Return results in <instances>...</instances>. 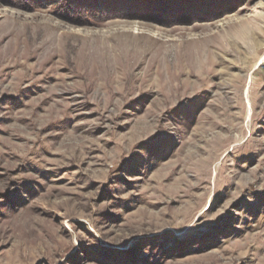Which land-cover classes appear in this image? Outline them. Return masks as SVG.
Returning a JSON list of instances; mask_svg holds the SVG:
<instances>
[{
  "label": "rangeland",
  "instance_id": "rangeland-1",
  "mask_svg": "<svg viewBox=\"0 0 264 264\" xmlns=\"http://www.w3.org/2000/svg\"><path fill=\"white\" fill-rule=\"evenodd\" d=\"M0 264H264V0H0Z\"/></svg>",
  "mask_w": 264,
  "mask_h": 264
},
{
  "label": "trees",
  "instance_id": "trees-1",
  "mask_svg": "<svg viewBox=\"0 0 264 264\" xmlns=\"http://www.w3.org/2000/svg\"><path fill=\"white\" fill-rule=\"evenodd\" d=\"M182 13H183V11L181 10V11H179V10H174V11H172V12H170V13H167L165 16L167 17V18H178L179 16H181L182 15ZM173 14V15H172ZM178 14V16H176ZM172 16V17H171ZM175 16V17H174Z\"/></svg>",
  "mask_w": 264,
  "mask_h": 264
},
{
  "label": "bare ground",
  "instance_id": "bare-ground-1",
  "mask_svg": "<svg viewBox=\"0 0 264 264\" xmlns=\"http://www.w3.org/2000/svg\"><path fill=\"white\" fill-rule=\"evenodd\" d=\"M173 15V14H172ZM176 16H178V14L176 15ZM172 17V16H171ZM175 17V16H174Z\"/></svg>",
  "mask_w": 264,
  "mask_h": 264
}]
</instances>
